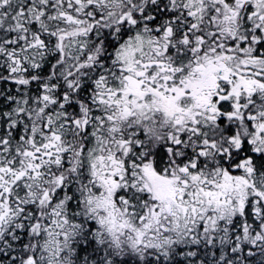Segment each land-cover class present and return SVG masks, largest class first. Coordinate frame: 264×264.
<instances>
[{
  "label": "snow or ice",
  "instance_id": "snow-or-ice-1",
  "mask_svg": "<svg viewBox=\"0 0 264 264\" xmlns=\"http://www.w3.org/2000/svg\"><path fill=\"white\" fill-rule=\"evenodd\" d=\"M0 264H264V0H0Z\"/></svg>",
  "mask_w": 264,
  "mask_h": 264
}]
</instances>
